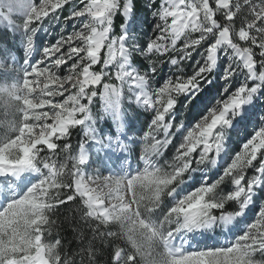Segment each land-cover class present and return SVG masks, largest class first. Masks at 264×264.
Segmentation results:
<instances>
[{
  "label": "snow or ice",
  "instance_id": "obj_1",
  "mask_svg": "<svg viewBox=\"0 0 264 264\" xmlns=\"http://www.w3.org/2000/svg\"><path fill=\"white\" fill-rule=\"evenodd\" d=\"M0 26L23 50L0 49V264H264V0H0ZM124 101L135 172L98 127ZM77 198L91 236L62 254L50 213Z\"/></svg>",
  "mask_w": 264,
  "mask_h": 264
},
{
  "label": "rangeland",
  "instance_id": "obj_2",
  "mask_svg": "<svg viewBox=\"0 0 264 264\" xmlns=\"http://www.w3.org/2000/svg\"><path fill=\"white\" fill-rule=\"evenodd\" d=\"M71 8V5H66L63 12L61 13V17L66 16L69 12ZM45 26L49 27V33L45 34V33H41V39L48 41V42H54V39L57 37V34L60 31V27L63 26L62 24H57L55 22H53L51 25H49V23L47 21H45ZM72 30V26H71V22H69V24L66 26L65 31L66 32H70ZM7 47L8 49H10L11 53L13 55H15L17 57L18 60H20V62L22 63V59H23V50H22V46L20 45V37L17 35L15 37H13L9 32L5 31L3 29V26H0V49H2L3 47ZM196 57V54L194 53V58ZM138 59H142L139 58ZM194 61H189V67L186 68V71H191L190 65L193 63ZM169 71V67L168 65H164L163 66V72L167 73ZM122 107L127 109L128 111V116L132 117L135 116L137 113L142 112L141 109L136 108L135 106H128L127 101H124L122 104ZM93 112L95 115L99 116L101 115V110H100V101L97 100L93 106ZM127 116L126 121H125V126L123 129H115L114 125L112 124V121L109 117H105L104 120L99 121L98 123V127H100L101 129H103L105 132H108L110 126L112 127V132L114 134H121L123 135L124 133L127 134L128 137V143L130 146V151L128 153H124V155L126 156V160L124 161V163L128 166V170L135 172L136 168L142 167V162L139 160V156L143 154V144H131V140L135 139V134L133 132H127V119H129ZM5 119H11V117H6L5 113H4V109L0 108V121H3ZM146 119L145 115H140L139 119H138V124L137 127H140L144 120ZM5 128L3 127V125H0V135H2L5 132ZM77 148V147H76ZM75 149V148H74ZM76 150V149H75ZM74 150V151H75ZM74 151L71 154H75ZM93 152V154L95 155V148H93L91 150ZM131 151H133V154L135 156H137V160H134L133 157L131 156ZM170 157H167V161H171L172 157L174 156L175 152H174V148L170 151ZM98 155L102 156L103 153H99ZM109 163V167L112 168V171H106V169L99 164V161L96 164H92L90 165L88 168L85 169L86 174L88 175H95L96 169L99 168L100 170V175L101 176H107V175H112L115 174L116 172H118L119 170L116 168V165ZM214 171V169H213ZM251 174V173H249ZM191 183V182H189ZM222 231H226L225 229H215L213 232L209 233V235H213L215 237V239L219 240L220 243H224L226 237L223 235H219L220 232ZM230 239V237H228ZM213 241H209V243H212Z\"/></svg>",
  "mask_w": 264,
  "mask_h": 264
},
{
  "label": "trees",
  "instance_id": "obj_3",
  "mask_svg": "<svg viewBox=\"0 0 264 264\" xmlns=\"http://www.w3.org/2000/svg\"><path fill=\"white\" fill-rule=\"evenodd\" d=\"M123 22L122 18L118 15L114 19V32H118L119 25ZM138 59V58H137ZM140 61V59H138ZM131 119L130 116H128ZM76 132V137L73 134ZM83 137V136H82ZM81 135L80 131H76L74 129L72 131L71 137L69 142L74 146L75 149H78V144L80 141ZM77 147V148H76ZM74 149V150H75ZM173 148L169 146L166 150L165 155L161 158V162L167 160V157H170V151ZM73 150V151H74ZM67 180V178H65ZM66 194H71L70 191L66 190ZM233 206H229L228 210H232ZM82 215V205L77 198L73 202H68L65 205H61L53 210L50 213L51 219L54 220L56 223L51 229V235L47 237L49 241H54L56 238H60L64 245L62 250V254L64 252H68L69 254L78 253L80 249V234L83 233L85 236L90 237L91 233L88 232L87 224L80 221V216ZM100 242L97 241V244ZM77 264H79V256L76 257ZM103 264V261L100 262Z\"/></svg>",
  "mask_w": 264,
  "mask_h": 264
}]
</instances>
